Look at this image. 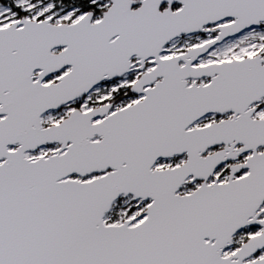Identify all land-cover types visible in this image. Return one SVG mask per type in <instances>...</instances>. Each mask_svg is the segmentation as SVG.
<instances>
[{
	"label": "snow or ice",
	"instance_id": "6c2138e0",
	"mask_svg": "<svg viewBox=\"0 0 264 264\" xmlns=\"http://www.w3.org/2000/svg\"><path fill=\"white\" fill-rule=\"evenodd\" d=\"M0 264H264V0H0Z\"/></svg>",
	"mask_w": 264,
	"mask_h": 264
}]
</instances>
